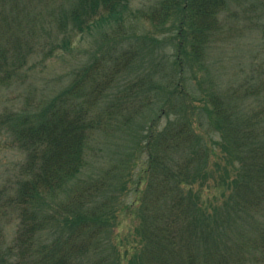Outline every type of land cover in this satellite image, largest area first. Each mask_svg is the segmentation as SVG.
I'll return each mask as SVG.
<instances>
[{
  "label": "trees",
  "instance_id": "1",
  "mask_svg": "<svg viewBox=\"0 0 264 264\" xmlns=\"http://www.w3.org/2000/svg\"><path fill=\"white\" fill-rule=\"evenodd\" d=\"M226 3L157 0L133 10L131 0H0V92L76 53L86 34L116 32L52 97L0 110V150L21 156L12 175H0V264H246L264 253V65L257 83L249 76L226 94L186 86L220 36ZM174 17L171 36L134 29ZM149 41L169 45L168 68L143 67ZM249 97L258 106L238 119ZM210 125L236 160L232 173L214 171L224 145ZM120 133L139 141L107 168L87 169L98 134ZM123 214L136 222L124 240Z\"/></svg>",
  "mask_w": 264,
  "mask_h": 264
},
{
  "label": "rangeland",
  "instance_id": "2",
  "mask_svg": "<svg viewBox=\"0 0 264 264\" xmlns=\"http://www.w3.org/2000/svg\"><path fill=\"white\" fill-rule=\"evenodd\" d=\"M156 1L157 0H131V9H147ZM217 19L220 23L218 25L221 30L220 36L208 46L206 55H204V58L201 60L202 64L200 68H195V71L190 70L191 77L186 83L189 90L193 89V91H197V93L201 92L202 89L211 88L218 91L219 94H226L233 87L239 88L241 83H243L246 78L248 79L249 76L250 79L253 78V82L256 81L257 83V70L259 67L262 69L264 65L263 0H227L224 10L218 14ZM177 21L178 18L174 17L165 24L158 26H154L148 21H141L134 29L139 35L147 33L152 37L161 38L163 36H171L172 32L177 28ZM127 26L128 25L125 27ZM114 35H116V32L108 25H104L102 28L96 29L90 34H86L84 39L77 40L74 43L76 46V53L66 57L64 60H60L59 58L49 59L43 68L39 67L36 69L37 72L33 74L28 84L25 86L4 91L1 90L0 110L6 107L12 109L22 107L29 95L33 100L40 95L45 96V98L52 97L68 80V77L65 76L67 71L73 66L80 67L81 64L87 60L88 51L91 52L93 48L97 47L103 38L106 39L105 42H108ZM147 46L149 47L143 55L141 63L143 67L148 68L153 62H161L168 68L167 61L170 59L169 54L171 52L169 45L154 46L149 41ZM142 70V68L138 69L135 73H138V71L142 72ZM133 76L132 74L131 77ZM123 83V81H119V83L109 88V91L106 92V98H110L117 91L118 85L121 86ZM240 105L238 119L250 114L253 109L257 108L258 102L255 98L249 97L242 100ZM30 110L32 109L30 108ZM209 130L211 137L220 140L221 147L224 145V153L215 167V173H228L229 171L232 173L236 163L234 156L230 154L219 131L211 125L209 126ZM132 134L140 136L142 131L141 129H137ZM98 135L99 138H97L96 143H99L100 146L96 145L95 141L92 143V146H95V149H97L96 152L99 155L98 158L95 156L94 161L87 166L89 170L92 169L91 166H94L95 169H98L99 166L107 168L109 162L111 164L113 163L112 161L118 160L120 156L124 158L125 155H127V152L131 149L129 146L132 145L133 141L135 143L139 141L135 137L130 136L129 133H120L114 136ZM91 151L92 149H90V152ZM20 157V154L15 150H0V175H12V172L16 168V162ZM208 193L212 194L213 191H209ZM128 196L129 194L127 195V193H125L123 196L124 200H128L130 198ZM51 198L48 199L46 208L49 211H54L53 208L59 206L63 197L58 196L56 198ZM119 220L120 222L116 234H118L120 239L124 240L127 236L129 237L130 231L136 222L128 214H123ZM261 224H264V218L258 220V225ZM8 232L11 233L12 229L9 228ZM125 241L129 244V240ZM125 241L123 244L129 246L130 244L126 245ZM249 258L252 259L255 257L250 255ZM256 258L255 260H249L246 264H264V253L261 255L257 254Z\"/></svg>",
  "mask_w": 264,
  "mask_h": 264
}]
</instances>
